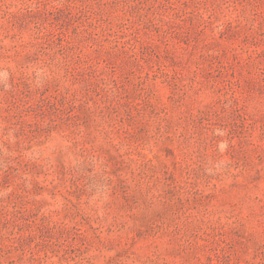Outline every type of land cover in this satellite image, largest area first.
Here are the masks:
<instances>
[{
	"label": "rangeland",
	"instance_id": "obj_1",
	"mask_svg": "<svg viewBox=\"0 0 264 264\" xmlns=\"http://www.w3.org/2000/svg\"><path fill=\"white\" fill-rule=\"evenodd\" d=\"M0 264H264V0H0Z\"/></svg>",
	"mask_w": 264,
	"mask_h": 264
}]
</instances>
